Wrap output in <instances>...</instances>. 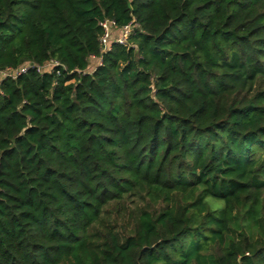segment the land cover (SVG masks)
<instances>
[{"label": "trees", "instance_id": "1", "mask_svg": "<svg viewBox=\"0 0 264 264\" xmlns=\"http://www.w3.org/2000/svg\"><path fill=\"white\" fill-rule=\"evenodd\" d=\"M107 18L132 30L103 53ZM27 64L0 80V264H264V0H0V71Z\"/></svg>", "mask_w": 264, "mask_h": 264}, {"label": "built area", "instance_id": "2", "mask_svg": "<svg viewBox=\"0 0 264 264\" xmlns=\"http://www.w3.org/2000/svg\"><path fill=\"white\" fill-rule=\"evenodd\" d=\"M101 26L104 28V33L100 38V45H101V50L103 53L107 52L110 47L112 42H118L121 44H127L128 42V37L129 34L132 30V25H126L122 29L119 28L114 20L111 19H104L103 21L100 22ZM117 33V36L115 34ZM92 61H96L95 65H93V68H96L99 64H101V58H98L96 56L92 57ZM34 65L27 64L23 65L17 69H6L4 71H0V80L4 76H9L15 78L21 73L26 72L30 67H33ZM60 66L64 70H66V67L62 65L58 60L52 59L51 61L47 62L46 64L42 66H38L37 69L40 72L46 71L50 68Z\"/></svg>", "mask_w": 264, "mask_h": 264}, {"label": "rangeland", "instance_id": "3", "mask_svg": "<svg viewBox=\"0 0 264 264\" xmlns=\"http://www.w3.org/2000/svg\"><path fill=\"white\" fill-rule=\"evenodd\" d=\"M116 36H117V33L115 34L114 37H116ZM95 62L96 61H92V64L95 65ZM141 203H142V201L140 199H138L135 196H132L130 199L124 200L123 207L120 210V212H116V210H113L115 206L111 205L109 208L110 209L109 212H107L105 214V216L109 217V220H107V218H106L107 225L109 227H113L114 230L124 234L123 231L125 230V225H128V227H129V224H128L129 220L127 217L129 210L132 207H137V206L141 205ZM124 214L126 215L125 216L126 218H123ZM115 219H117V221ZM128 229H126V232Z\"/></svg>", "mask_w": 264, "mask_h": 264}]
</instances>
